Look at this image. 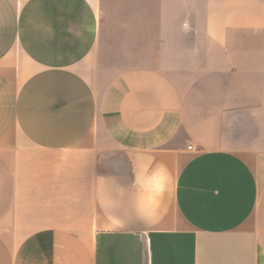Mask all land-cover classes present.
Returning <instances> with one entry per match:
<instances>
[{"label": "crops", "instance_id": "crops-1", "mask_svg": "<svg viewBox=\"0 0 264 264\" xmlns=\"http://www.w3.org/2000/svg\"><path fill=\"white\" fill-rule=\"evenodd\" d=\"M0 264H264V0H0Z\"/></svg>", "mask_w": 264, "mask_h": 264}, {"label": "clouds", "instance_id": "clouds-1", "mask_svg": "<svg viewBox=\"0 0 264 264\" xmlns=\"http://www.w3.org/2000/svg\"><path fill=\"white\" fill-rule=\"evenodd\" d=\"M132 187L138 214L150 220L158 213L162 200L170 191V181L162 168H154L135 175Z\"/></svg>", "mask_w": 264, "mask_h": 264}, {"label": "built area", "instance_id": "built-area-1", "mask_svg": "<svg viewBox=\"0 0 264 264\" xmlns=\"http://www.w3.org/2000/svg\"><path fill=\"white\" fill-rule=\"evenodd\" d=\"M189 148L191 147V146H188Z\"/></svg>", "mask_w": 264, "mask_h": 264}]
</instances>
